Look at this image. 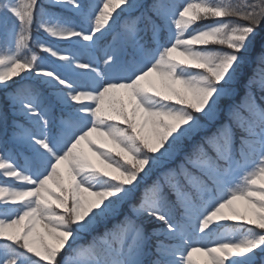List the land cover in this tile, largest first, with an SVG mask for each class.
Listing matches in <instances>:
<instances>
[{
  "label": "snow or ice",
  "instance_id": "snow-or-ice-1",
  "mask_svg": "<svg viewBox=\"0 0 264 264\" xmlns=\"http://www.w3.org/2000/svg\"><path fill=\"white\" fill-rule=\"evenodd\" d=\"M0 264H264V0H0Z\"/></svg>",
  "mask_w": 264,
  "mask_h": 264
},
{
  "label": "rangeland",
  "instance_id": "rangeland-1",
  "mask_svg": "<svg viewBox=\"0 0 264 264\" xmlns=\"http://www.w3.org/2000/svg\"><path fill=\"white\" fill-rule=\"evenodd\" d=\"M258 43H259V41L257 42L256 46L251 50L252 52L255 51L256 47H258ZM260 47H261V44H260ZM261 51H262V49L260 50V54H261ZM252 65L254 66L253 62L252 61H248V64L246 65V69H245L246 76L252 74V69H253V68H251ZM237 91H238V95H237V97L235 99L238 101L240 99V97H242L244 95V82H241L239 84ZM257 96H259V95L257 94ZM231 102H233V101H228L226 103H231Z\"/></svg>",
  "mask_w": 264,
  "mask_h": 264
},
{
  "label": "trees",
  "instance_id": "trees-1",
  "mask_svg": "<svg viewBox=\"0 0 264 264\" xmlns=\"http://www.w3.org/2000/svg\"><path fill=\"white\" fill-rule=\"evenodd\" d=\"M234 2H241V0H234ZM262 49V46L260 47V43H258V47L255 48V51H251L249 54H248V61H252L253 64H254V61L255 59L261 55L260 54V50ZM254 66L252 65L251 68H253ZM257 94L259 95V92L257 91ZM237 135L239 136V131H237Z\"/></svg>",
  "mask_w": 264,
  "mask_h": 264
}]
</instances>
